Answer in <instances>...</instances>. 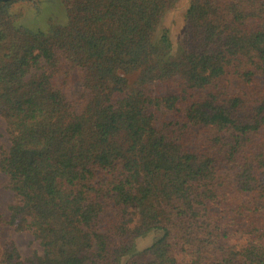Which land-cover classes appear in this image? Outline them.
Masks as SVG:
<instances>
[{"label": "trees", "instance_id": "1", "mask_svg": "<svg viewBox=\"0 0 264 264\" xmlns=\"http://www.w3.org/2000/svg\"><path fill=\"white\" fill-rule=\"evenodd\" d=\"M178 1L62 0L45 32L0 2V171L41 247L2 263L264 264V0H190L174 52Z\"/></svg>", "mask_w": 264, "mask_h": 264}, {"label": "rangeland", "instance_id": "2", "mask_svg": "<svg viewBox=\"0 0 264 264\" xmlns=\"http://www.w3.org/2000/svg\"><path fill=\"white\" fill-rule=\"evenodd\" d=\"M190 0H179L176 6L165 16L161 29L169 31L173 51L176 52L180 35L184 28V17ZM17 9L24 14V23L27 27L45 32L50 21L65 24L66 14L62 0H23ZM10 148V136L7 132L5 120L0 116V158ZM15 202L13 192L9 188L8 177L0 171V255L6 248L13 246L22 259H26L34 252H41L39 243L27 232L17 231L9 224V207ZM160 234L156 232L139 238L135 242L137 252L150 247ZM141 260L140 257H137ZM181 262V257L177 259ZM0 264H4L1 262Z\"/></svg>", "mask_w": 264, "mask_h": 264}, {"label": "water", "instance_id": "3", "mask_svg": "<svg viewBox=\"0 0 264 264\" xmlns=\"http://www.w3.org/2000/svg\"><path fill=\"white\" fill-rule=\"evenodd\" d=\"M15 0H0V2H13Z\"/></svg>", "mask_w": 264, "mask_h": 264}]
</instances>
